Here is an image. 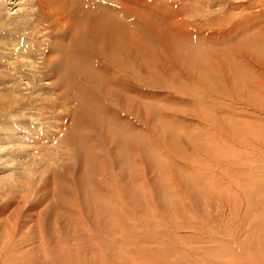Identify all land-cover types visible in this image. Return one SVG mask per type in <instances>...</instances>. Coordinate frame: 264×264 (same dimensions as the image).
Here are the masks:
<instances>
[{
	"label": "rangeland",
	"instance_id": "obj_1",
	"mask_svg": "<svg viewBox=\"0 0 264 264\" xmlns=\"http://www.w3.org/2000/svg\"><path fill=\"white\" fill-rule=\"evenodd\" d=\"M102 1L105 99L51 72L60 7L0 0V264H264V0Z\"/></svg>",
	"mask_w": 264,
	"mask_h": 264
},
{
	"label": "bare ground",
	"instance_id": "obj_2",
	"mask_svg": "<svg viewBox=\"0 0 264 264\" xmlns=\"http://www.w3.org/2000/svg\"><path fill=\"white\" fill-rule=\"evenodd\" d=\"M95 1L96 0H46V2H39L38 5H39V8H40V6L42 8V10L39 11L42 14L53 13V12H50V10L46 11L44 3H46V5L49 4V6L60 7L62 9V14L61 13L59 14V18L57 19V21L58 20L61 22L62 21L63 22L68 21L69 26H68V28L65 29L66 30L65 33H66V35H68V33H70V35H68V36L72 35V38H73L72 42L74 41L70 47L64 48L65 49V50H63L64 56L60 60V64L57 63L56 66L54 68H52L51 72L57 74V73H60L62 70L63 78L62 79L60 78L61 81H63L64 76H66L65 73L70 72L72 79H73V77L77 76L76 79L74 80L75 82H74L73 86L71 85L72 88L76 92L82 93L83 95H86L88 98L91 97L90 95H92L94 97H98L99 99H105V97H108V94H106L107 90H105L102 87L103 83L101 82V80L99 78L95 77L94 70L99 71V68H100L98 66L99 63L105 62V61L108 62L107 57H109L111 53L118 52L120 54L121 51H119L117 49L118 44L113 45L111 48L109 43L113 40H117V41H119V43H121L124 40L125 36L123 35V27L120 26L122 29H120V28L117 30L114 29L115 26H114V24H112L113 20H111V19L109 20L108 19L109 17L107 18L108 22H106V23L109 26L112 24L111 28H108L106 23H102L99 20H98L99 21L98 25H97V23L95 24V21H97V18H98V17L96 18L94 16L93 8L95 5ZM104 1H107V0H104ZM104 1H102V3H103L102 7L105 8L106 10H108L109 5L107 4V2H104ZM25 4L28 5V0H25ZM58 5H60V6H58ZM63 6H64V9H63ZM2 7L3 6H1V8ZM50 9L54 11L56 8L52 9L50 7ZM1 12L2 11L0 10V20H2V17H3ZM52 16H53V14H52ZM23 20H28V19L27 18L22 19L21 22ZM26 22H28V21H26ZM2 24H3V22H2ZM95 25H97V28L95 27ZM95 29H97L96 30L97 33H95ZM83 33H84V37H83V39H81V35H83ZM79 36H80V38H79ZM87 37H88V39H87ZM109 49H111V50H109ZM106 54H109V55H106ZM104 65L106 66L105 67L106 69H104V70L109 72V66H110L109 63H106ZM61 81L58 83V85L60 84L61 86H63L64 83H62ZM92 87H93V89H92ZM91 115H93V114H91ZM88 119H90V118H88ZM75 143H78V142L75 141ZM77 149H78V146H77ZM10 218H9V220H11ZM24 219H26V218H24ZM24 219H22V223H23ZM26 221H28V220H26ZM22 223L20 225L21 227L18 229H16L15 224L9 226V230H7V232H6V238L8 240L10 239L7 246H11V248H19V247H22L23 244L28 243L27 241H23L22 243H19L18 241H15L13 238V237H15L16 233L19 230H21L22 227H24V223L23 224ZM25 225H27V223H25ZM8 251H10V250H8ZM11 252H12V250H11ZM19 262H21V261H19ZM27 263H28V261H27Z\"/></svg>",
	"mask_w": 264,
	"mask_h": 264
}]
</instances>
